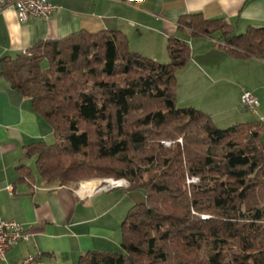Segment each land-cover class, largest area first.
<instances>
[{"label": "trees", "instance_id": "trees-1", "mask_svg": "<svg viewBox=\"0 0 264 264\" xmlns=\"http://www.w3.org/2000/svg\"><path fill=\"white\" fill-rule=\"evenodd\" d=\"M178 25L192 34L219 32L231 55L264 54V26L235 34L198 13ZM166 49L162 63L130 50L119 30L80 29L2 58L0 73L54 137L25 153L47 183L95 172L144 191L122 223L123 251H90L77 264H264V124L221 128L208 113L179 107L176 73L190 48L170 37Z\"/></svg>", "mask_w": 264, "mask_h": 264}, {"label": "crops", "instance_id": "crops-1", "mask_svg": "<svg viewBox=\"0 0 264 264\" xmlns=\"http://www.w3.org/2000/svg\"><path fill=\"white\" fill-rule=\"evenodd\" d=\"M52 1L57 8L48 18L20 22L14 8L0 12V62L38 42L80 29L119 30L130 50L168 62L167 40L175 37L190 48L189 62L176 73V96L182 81L181 106L208 113L221 128L252 123L255 118L264 124V54L231 55L219 32L192 34L178 25L180 17L198 13L204 20L221 19L235 34H243L264 26V0ZM244 90L258 99L255 111L241 105ZM51 135V127L33 111L29 99L14 91L0 73V216L22 224L28 232L26 240L6 251L0 264L28 255H38V264H77L87 252L121 248L126 198L131 192L119 183L96 190L87 181L75 185L44 181L36 172L35 157L25 151Z\"/></svg>", "mask_w": 264, "mask_h": 264}, {"label": "built area", "instance_id": "built-area-1", "mask_svg": "<svg viewBox=\"0 0 264 264\" xmlns=\"http://www.w3.org/2000/svg\"><path fill=\"white\" fill-rule=\"evenodd\" d=\"M130 2L133 0H123ZM12 7L16 11V15L20 22H26L29 19H35L39 17L48 18L53 10L57 8V4L52 0H0V12L5 8ZM28 49L22 50L21 54L26 55ZM241 105L255 111L259 105V101L250 91L244 90L241 95ZM120 184V182L105 183L102 186H109L111 188L113 184ZM106 190V189H104ZM28 238V232L25 227L12 220L0 216V258L4 259L6 251L19 241L26 240ZM12 264H34V257L28 255L24 259L14 262Z\"/></svg>", "mask_w": 264, "mask_h": 264}, {"label": "rangeland", "instance_id": "rangeland-1", "mask_svg": "<svg viewBox=\"0 0 264 264\" xmlns=\"http://www.w3.org/2000/svg\"><path fill=\"white\" fill-rule=\"evenodd\" d=\"M162 63H164V62H162ZM42 66H46V62L45 61L42 63ZM181 84H182V81L179 82V94H178V96H176V103L180 104V105H178L179 107H184V106H181L182 105L181 102H182V99H183ZM176 85H177V78H176ZM176 89H177V87H176ZM252 123H256L257 124V123H260V121L257 118H255V119L252 120ZM176 141L181 144L182 139L178 138ZM261 141L264 142V136H262ZM46 142L47 143H53L54 142V139H53L52 135L49 137V139L46 140ZM172 142L173 141L163 140L161 143L163 144V146L169 147L170 145H172ZM101 162H103V161H99L98 164H100ZM83 181H85V182L87 181V182H90V183L96 182V184H94V186H96V190L97 189H102V186L105 185V183L103 181H107L110 184L113 183V182H120V185L125 186L126 188H128L129 185L131 184L129 179H127V178L116 179L113 176L102 175V174H98V173H95V172L89 173V174H83V175L79 176L78 179H76L75 181H69L67 184L75 185V184L83 182ZM191 182L196 183L197 182V178L196 177L188 178L187 179V184H190ZM103 188L108 190L109 186H105ZM104 189H102V190H104ZM128 191H130V190H128ZM130 192L131 193H128L127 194V198H126L127 209H129V207H131V206H133V205H135L137 203L143 202L144 198H145V194H144L143 190H133V191H130ZM207 215L208 214L202 213L201 217L204 218ZM117 251H123V250H122V248H119Z\"/></svg>", "mask_w": 264, "mask_h": 264}, {"label": "bare ground", "instance_id": "bare-ground-1", "mask_svg": "<svg viewBox=\"0 0 264 264\" xmlns=\"http://www.w3.org/2000/svg\"><path fill=\"white\" fill-rule=\"evenodd\" d=\"M108 181H109V180H108ZM92 183H93V185L96 184V182H92ZM90 184H91V183H90ZM91 188H92V187H91ZM87 190H88V189H87ZM87 190H86V191H87Z\"/></svg>", "mask_w": 264, "mask_h": 264}, {"label": "water", "instance_id": "water-1", "mask_svg": "<svg viewBox=\"0 0 264 264\" xmlns=\"http://www.w3.org/2000/svg\"><path fill=\"white\" fill-rule=\"evenodd\" d=\"M114 185V184H113ZM116 185V184H115Z\"/></svg>", "mask_w": 264, "mask_h": 264}]
</instances>
